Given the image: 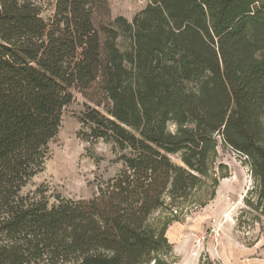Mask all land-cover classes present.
I'll return each mask as SVG.
<instances>
[{
    "label": "trees",
    "instance_id": "1",
    "mask_svg": "<svg viewBox=\"0 0 264 264\" xmlns=\"http://www.w3.org/2000/svg\"><path fill=\"white\" fill-rule=\"evenodd\" d=\"M42 1L0 0V264H149L168 242L151 218L210 175L217 135L264 203V0H153L132 20L108 0H54L45 18ZM97 82L106 113L87 105L79 135L123 167L88 199L23 193L72 89Z\"/></svg>",
    "mask_w": 264,
    "mask_h": 264
},
{
    "label": "rangeland",
    "instance_id": "2",
    "mask_svg": "<svg viewBox=\"0 0 264 264\" xmlns=\"http://www.w3.org/2000/svg\"><path fill=\"white\" fill-rule=\"evenodd\" d=\"M151 1L108 0L111 18L122 15L132 20ZM41 4L42 15L51 17L54 0H43ZM118 44L123 50L129 49L125 36L118 39ZM72 91L74 97L63 109L59 132L49 142L44 168L23 193L45 185L51 202L56 193L88 199L96 192L100 180L114 176L123 167L111 142L87 141L79 135V116L87 105L106 113L108 102L100 83L84 91L79 88ZM169 128L175 131L176 125L169 123ZM216 138L210 175L202 177L191 195L176 203L178 206L167 204L151 218V224L160 233L166 225L168 242L163 241L149 264H264V203L259 205L251 161L225 145L220 135ZM170 157L183 165L179 153Z\"/></svg>",
    "mask_w": 264,
    "mask_h": 264
}]
</instances>
